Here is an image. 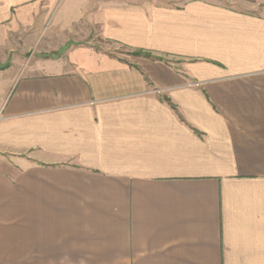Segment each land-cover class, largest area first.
I'll return each instance as SVG.
<instances>
[{
	"label": "crops",
	"instance_id": "1",
	"mask_svg": "<svg viewBox=\"0 0 264 264\" xmlns=\"http://www.w3.org/2000/svg\"><path fill=\"white\" fill-rule=\"evenodd\" d=\"M60 2L0 0V46ZM99 24L162 60L75 46L0 71V264H264V0Z\"/></svg>",
	"mask_w": 264,
	"mask_h": 264
},
{
	"label": "rangeland",
	"instance_id": "2",
	"mask_svg": "<svg viewBox=\"0 0 264 264\" xmlns=\"http://www.w3.org/2000/svg\"><path fill=\"white\" fill-rule=\"evenodd\" d=\"M74 1L75 3L68 7L69 0H61L56 7L55 17L53 16L54 21L22 22L18 27L13 26V30L9 32L10 36L6 39V44L0 46V71L11 64L18 66L24 63L27 67L39 58L61 56L68 48L75 46L93 47L96 50L118 55L127 63H133L136 58L144 55H137L135 54L136 50L109 43L101 38L99 28L101 9L108 5L181 6L189 0ZM66 10L68 13L62 15ZM43 17L44 15L40 17V20ZM63 56H65V53ZM2 84L0 85V91L5 88V84Z\"/></svg>",
	"mask_w": 264,
	"mask_h": 264
},
{
	"label": "trees",
	"instance_id": "3",
	"mask_svg": "<svg viewBox=\"0 0 264 264\" xmlns=\"http://www.w3.org/2000/svg\"><path fill=\"white\" fill-rule=\"evenodd\" d=\"M136 52H137V53H136ZM136 52H135V54H137V55H144V56H146V57H150V58H153V59L158 58V57H155V56H153L151 53L146 52V51L137 50ZM158 59H161V58H158ZM161 60H162V59H161Z\"/></svg>",
	"mask_w": 264,
	"mask_h": 264
}]
</instances>
